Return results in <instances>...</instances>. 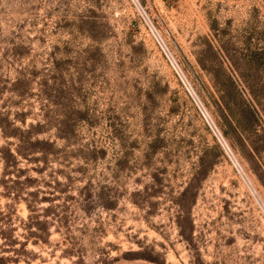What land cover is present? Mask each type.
Segmentation results:
<instances>
[{"label":"rangeland","instance_id":"1","mask_svg":"<svg viewBox=\"0 0 264 264\" xmlns=\"http://www.w3.org/2000/svg\"><path fill=\"white\" fill-rule=\"evenodd\" d=\"M3 145L0 264H264V0H0Z\"/></svg>","mask_w":264,"mask_h":264},{"label":"trees","instance_id":"2","mask_svg":"<svg viewBox=\"0 0 264 264\" xmlns=\"http://www.w3.org/2000/svg\"><path fill=\"white\" fill-rule=\"evenodd\" d=\"M38 125V123L33 124H29L26 128H19L17 127L18 131H4L3 134L4 135H13L15 137H17V141L16 143H14V150L17 153H20L22 155H24L25 153H23V151L21 150H26L31 152L32 150H35L36 148H41L40 150H44L43 147L39 146V145H47L50 142L47 140H28V134L30 133V129L34 126ZM15 152L10 151V148L3 145L0 147V157L2 160V164H3V168L2 171L5 174V178L8 179L11 183L15 182L16 180V176L17 174H15L14 176L12 175H8L7 173L9 172V168H13L14 164H16V158H15ZM17 167H15L16 169ZM18 169V168H17ZM20 170V169H18ZM196 179V178H195ZM3 182H5V179L3 180ZM26 207L29 209V211H31L30 205L26 204ZM28 219H31L33 217V215H31V213L27 214ZM36 226L38 222H35Z\"/></svg>","mask_w":264,"mask_h":264},{"label":"built area","instance_id":"3","mask_svg":"<svg viewBox=\"0 0 264 264\" xmlns=\"http://www.w3.org/2000/svg\"><path fill=\"white\" fill-rule=\"evenodd\" d=\"M149 29H150V32H151V34H152V36H153V38H154L156 44H157L158 47H159V49L162 51L163 55H164L165 58L168 60L169 64L171 65V67L173 68V70H174V72L176 73L177 77L179 78L181 84L183 85V87L185 88V90L188 92V94L190 95L191 99L193 100L194 104L196 105V107H197V109H198L200 115L202 116V118L204 119V121L206 122V124L208 125V127L210 128V130L212 131V133H213V135L215 136L216 140L219 142V144L221 145V147L223 148V150H224L225 153L227 154V156H228V158L230 159L232 165L234 166L236 172H237V173L239 174V176L241 177V173H240L241 170H240L239 166H238L236 163H233L232 159H231L230 156H229V154H230V153H228L229 151L226 150V149L223 147V145H222V143H221V141H220L221 138L219 137V135H217V133H215L214 128L212 127V125H211L210 122L208 121V119H207L206 115L204 114L203 110L201 109V107L199 106V104L197 103V101L195 100V98L193 97V95L191 94V92H190L188 86L186 85V83L183 81V79H182L181 75L179 74V72L177 71V69H176V67H175V65H174V63H173V61H172V59H171L169 53L166 51L165 46L163 45V41H162L160 35L158 34V32H157L155 29H153V28H151V27H149ZM227 151H228V152H227Z\"/></svg>","mask_w":264,"mask_h":264},{"label":"bare ground","instance_id":"4","mask_svg":"<svg viewBox=\"0 0 264 264\" xmlns=\"http://www.w3.org/2000/svg\"><path fill=\"white\" fill-rule=\"evenodd\" d=\"M214 131H215V130H214ZM215 133H217V132L215 131ZM217 135H218V134H217ZM220 141H221L223 147H224L226 150L229 151V148H228L227 145L222 141V139H220ZM228 151H227V152H228ZM228 153H229V152H228ZM229 156H230V158L232 159V156H231L230 154H229ZM232 161H233V163H235L233 159H232ZM240 173H241V178L243 179V181L245 182V184L248 185V182H247L246 178L244 177L242 171H240Z\"/></svg>","mask_w":264,"mask_h":264}]
</instances>
